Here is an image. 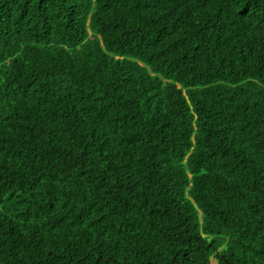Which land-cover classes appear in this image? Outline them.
Here are the masks:
<instances>
[{
  "label": "trees",
  "instance_id": "1",
  "mask_svg": "<svg viewBox=\"0 0 264 264\" xmlns=\"http://www.w3.org/2000/svg\"><path fill=\"white\" fill-rule=\"evenodd\" d=\"M264 264V0H0V264Z\"/></svg>",
  "mask_w": 264,
  "mask_h": 264
},
{
  "label": "rangeland",
  "instance_id": "2",
  "mask_svg": "<svg viewBox=\"0 0 264 264\" xmlns=\"http://www.w3.org/2000/svg\"><path fill=\"white\" fill-rule=\"evenodd\" d=\"M214 264V263H213Z\"/></svg>",
  "mask_w": 264,
  "mask_h": 264
}]
</instances>
